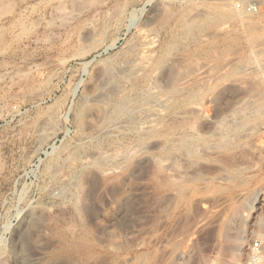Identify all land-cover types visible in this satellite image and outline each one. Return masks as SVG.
Listing matches in <instances>:
<instances>
[{
  "label": "rangeland",
  "instance_id": "obj_1",
  "mask_svg": "<svg viewBox=\"0 0 264 264\" xmlns=\"http://www.w3.org/2000/svg\"><path fill=\"white\" fill-rule=\"evenodd\" d=\"M241 2L0 0V264L264 243V10Z\"/></svg>",
  "mask_w": 264,
  "mask_h": 264
},
{
  "label": "built area",
  "instance_id": "obj_2",
  "mask_svg": "<svg viewBox=\"0 0 264 264\" xmlns=\"http://www.w3.org/2000/svg\"><path fill=\"white\" fill-rule=\"evenodd\" d=\"M240 7L250 14H258L264 10V0H242ZM244 264H264V243L253 241L245 251Z\"/></svg>",
  "mask_w": 264,
  "mask_h": 264
},
{
  "label": "bare ground",
  "instance_id": "obj_3",
  "mask_svg": "<svg viewBox=\"0 0 264 264\" xmlns=\"http://www.w3.org/2000/svg\"><path fill=\"white\" fill-rule=\"evenodd\" d=\"M238 235V234H237ZM239 237V236H238ZM243 238V237H242Z\"/></svg>",
  "mask_w": 264,
  "mask_h": 264
}]
</instances>
